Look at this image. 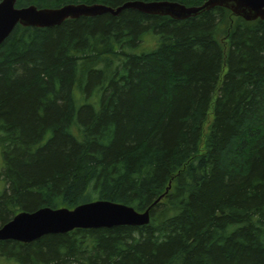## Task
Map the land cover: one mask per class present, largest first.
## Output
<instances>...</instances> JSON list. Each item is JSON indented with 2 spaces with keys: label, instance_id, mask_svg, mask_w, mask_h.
<instances>
[{
  "label": "trees",
  "instance_id": "obj_1",
  "mask_svg": "<svg viewBox=\"0 0 264 264\" xmlns=\"http://www.w3.org/2000/svg\"><path fill=\"white\" fill-rule=\"evenodd\" d=\"M0 146V227L96 200L150 213L0 241V264H264V21L215 7L18 25L0 45Z\"/></svg>",
  "mask_w": 264,
  "mask_h": 264
},
{
  "label": "water",
  "instance_id": "obj_2",
  "mask_svg": "<svg viewBox=\"0 0 264 264\" xmlns=\"http://www.w3.org/2000/svg\"><path fill=\"white\" fill-rule=\"evenodd\" d=\"M16 2L17 0H0V45L18 25L52 28L61 25L67 19L91 18L104 14L117 16L126 9L147 15L185 20L215 7H222L245 21L256 19L264 21V0H206L198 6H185L167 0L149 2L133 0L115 8L100 3H70L57 8H38L34 5L18 8ZM149 222V208L139 212L124 204L96 200L80 204L73 209L43 207L33 212H20L0 227V241L30 243L45 235L64 234L74 229L145 226Z\"/></svg>",
  "mask_w": 264,
  "mask_h": 264
},
{
  "label": "rangeland",
  "instance_id": "obj_3",
  "mask_svg": "<svg viewBox=\"0 0 264 264\" xmlns=\"http://www.w3.org/2000/svg\"><path fill=\"white\" fill-rule=\"evenodd\" d=\"M208 122L205 124V128L207 126ZM3 168V149L2 147L0 146V171L2 170ZM4 187V184L2 182V180L0 179V190H2Z\"/></svg>",
  "mask_w": 264,
  "mask_h": 264
}]
</instances>
